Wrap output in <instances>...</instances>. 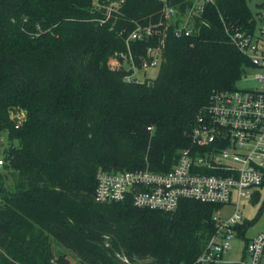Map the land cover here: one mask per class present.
<instances>
[{
    "label": "trees",
    "instance_id": "obj_1",
    "mask_svg": "<svg viewBox=\"0 0 264 264\" xmlns=\"http://www.w3.org/2000/svg\"><path fill=\"white\" fill-rule=\"evenodd\" d=\"M93 1L0 0V134L16 172L10 187L0 181V264H68L50 240L77 264H191L220 206L182 200L162 212L129 199L98 204L94 178L99 170L173 166L209 94L236 89L249 68L219 20L252 31L248 0L207 6L194 37L168 34L155 76L140 83L124 82L127 73L111 71L108 59L124 50L133 22L157 19L158 5L123 0L109 30L93 21L101 17L96 7L112 0ZM143 46L131 44L135 66ZM251 224L233 229L243 246Z\"/></svg>",
    "mask_w": 264,
    "mask_h": 264
},
{
    "label": "built area",
    "instance_id": "obj_2",
    "mask_svg": "<svg viewBox=\"0 0 264 264\" xmlns=\"http://www.w3.org/2000/svg\"><path fill=\"white\" fill-rule=\"evenodd\" d=\"M158 5L157 19L145 26L133 22L125 35L124 50L114 53L111 71H121L120 62L128 64L123 71L124 82H135V72L156 69L160 62L163 42L168 34L174 38H190L199 33L207 6L216 0H146ZM123 0L107 1L97 6L101 17L95 25L113 29L120 16ZM264 19V13L258 14ZM227 42L249 63L247 71H255L254 90H215L207 104L194 118L189 132L190 146L178 152L173 166L166 172L97 171L92 198L95 203L107 204L129 199L139 209L173 212L179 201L192 200L220 206L232 205V213L211 216L214 232L204 242L202 251L191 264H226L223 256L230 250L235 237L234 227L241 223L239 200H250L264 182V25L252 31L236 25H226L219 18ZM122 36V32H117ZM144 43L136 52L135 66L131 44ZM245 73L241 78L245 77ZM150 131L149 128H146ZM0 156V168L3 166ZM232 264H264V231L255 234L244 246L240 260Z\"/></svg>",
    "mask_w": 264,
    "mask_h": 264
},
{
    "label": "rangeland",
    "instance_id": "obj_3",
    "mask_svg": "<svg viewBox=\"0 0 264 264\" xmlns=\"http://www.w3.org/2000/svg\"><path fill=\"white\" fill-rule=\"evenodd\" d=\"M96 0L93 1V4L96 6ZM105 0H101L104 2ZM246 7L249 9L253 19H259L258 14L264 13V0H248L246 2ZM264 24V21H262ZM108 62L114 63L112 57L108 59ZM121 71H126L128 69V64L124 61L120 62ZM156 74V69H147L143 73L141 71L135 72V82L140 83L145 79H152ZM255 74V71H247L245 77L241 78L235 83V88L239 90H254L258 87L257 83L253 81L252 77ZM17 125V122H15ZM11 145H15L12 143ZM8 148V143L6 141L5 132L0 134V156L5 164V169H0V181L3 180L2 185L4 187H10L11 181L14 180L16 172L14 168L9 164L8 158L6 157V150ZM9 173V174H8ZM259 195L258 199L253 202H247L239 200L238 204V213L241 216V219L247 222H252V224L245 231V239L251 238L256 233L264 231V184L258 189ZM235 198L232 197L230 204L222 206L220 209H217L218 217L222 218L228 216L232 213L234 207L232 205ZM216 212V211H215ZM243 241L234 237L230 242V250L223 256L224 260L237 261L241 258ZM50 247L53 255L55 257L62 256L64 257L68 264H77V260L70 253L61 249L55 242L50 240Z\"/></svg>",
    "mask_w": 264,
    "mask_h": 264
},
{
    "label": "crops",
    "instance_id": "obj_4",
    "mask_svg": "<svg viewBox=\"0 0 264 264\" xmlns=\"http://www.w3.org/2000/svg\"><path fill=\"white\" fill-rule=\"evenodd\" d=\"M262 21H264V19L263 20H259V21H257L256 22V26H259V25H264L263 23H262ZM257 192H258V190H257ZM259 193V192H258ZM258 199V198H257ZM244 201H247V202H253V201H256V199L254 198V196H253V198L252 199H250V200H244ZM242 221H244V220H242L241 219V222ZM257 234V233H256ZM245 235V234H244ZM253 237V236H252ZM251 237V238H252ZM251 238H248V239H246L247 241H249ZM243 248H244V246H243ZM242 251H243V249H242ZM223 260H224V258H223ZM238 260H240V258L238 259ZM237 260V261H238ZM225 262H226V264H232V263H235L236 261H231V260H224Z\"/></svg>",
    "mask_w": 264,
    "mask_h": 264
}]
</instances>
